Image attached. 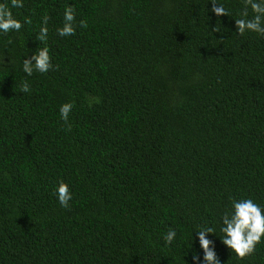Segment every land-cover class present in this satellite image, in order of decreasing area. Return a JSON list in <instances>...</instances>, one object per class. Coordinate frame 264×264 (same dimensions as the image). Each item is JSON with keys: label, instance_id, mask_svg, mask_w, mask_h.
<instances>
[{"label": "trees", "instance_id": "1", "mask_svg": "<svg viewBox=\"0 0 264 264\" xmlns=\"http://www.w3.org/2000/svg\"><path fill=\"white\" fill-rule=\"evenodd\" d=\"M218 3L225 15L209 0L12 9L23 26L0 34V264H193L194 230L219 236L233 199L264 207V37L238 35L243 0ZM68 6L75 32L60 37ZM45 15L52 67L25 76ZM214 234L219 264H264V237L238 259Z\"/></svg>", "mask_w": 264, "mask_h": 264}, {"label": "clouds", "instance_id": "2", "mask_svg": "<svg viewBox=\"0 0 264 264\" xmlns=\"http://www.w3.org/2000/svg\"><path fill=\"white\" fill-rule=\"evenodd\" d=\"M209 2L212 4L211 11L215 15L226 14V9L218 3V0H209ZM23 6L24 0H7L6 3L0 4V34L6 35L10 32L15 33L21 30L22 22L13 15L12 9H19ZM249 9L252 13L250 18ZM239 15L241 18L235 19L238 35L248 32L264 37V0H243V10ZM74 20V9L71 6L65 7L63 25L56 29V34L60 37L73 35L75 32ZM47 22L48 17L45 15L41 19V26L35 36V40L39 42L38 47L30 58L22 60L20 69L25 76H31L34 72L46 73L52 67L49 48L46 46L49 32ZM28 23H30L28 19L23 21V24ZM79 26L86 27L85 21L81 20ZM42 44L45 46L40 47ZM29 90L28 83H22L21 91L27 93ZM71 109V103L61 104L58 109L59 118L66 122ZM53 194L62 207H67L72 199L69 185L62 181L55 186ZM218 227L219 236L214 234L215 229L212 226H202L198 230L193 231L191 238L192 247L195 243H198L200 253H202V255H199L193 252V264H219L215 244L213 240L209 239V236L213 234L218 237L220 242L230 252H234L238 259L250 255L254 251L256 244L264 237V207L250 198L233 199L229 210L221 214ZM176 236V230L169 229L162 237L164 245H171Z\"/></svg>", "mask_w": 264, "mask_h": 264}]
</instances>
